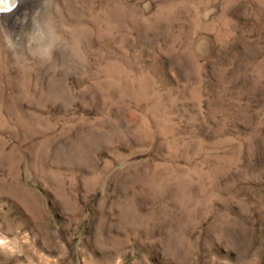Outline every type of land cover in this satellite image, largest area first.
<instances>
[{
    "label": "rangeland",
    "instance_id": "obj_1",
    "mask_svg": "<svg viewBox=\"0 0 264 264\" xmlns=\"http://www.w3.org/2000/svg\"><path fill=\"white\" fill-rule=\"evenodd\" d=\"M0 264H264V0L0 14Z\"/></svg>",
    "mask_w": 264,
    "mask_h": 264
},
{
    "label": "bare ground",
    "instance_id": "obj_2",
    "mask_svg": "<svg viewBox=\"0 0 264 264\" xmlns=\"http://www.w3.org/2000/svg\"><path fill=\"white\" fill-rule=\"evenodd\" d=\"M16 0H0V11H1V16L5 19H10L13 17V14L15 11H17L18 9H20V5L22 6L23 4H25V2H27L28 0H18V6L12 10V12H8L6 14V12H2V11H6V9H9Z\"/></svg>",
    "mask_w": 264,
    "mask_h": 264
}]
</instances>
